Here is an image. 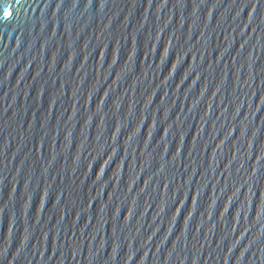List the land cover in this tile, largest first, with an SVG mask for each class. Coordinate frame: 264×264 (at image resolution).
Masks as SVG:
<instances>
[{
	"label": "water",
	"instance_id": "95a60500",
	"mask_svg": "<svg viewBox=\"0 0 264 264\" xmlns=\"http://www.w3.org/2000/svg\"><path fill=\"white\" fill-rule=\"evenodd\" d=\"M0 264H264V0H0Z\"/></svg>",
	"mask_w": 264,
	"mask_h": 264
}]
</instances>
